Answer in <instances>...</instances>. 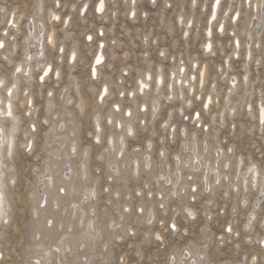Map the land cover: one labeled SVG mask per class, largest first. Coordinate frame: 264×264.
Listing matches in <instances>:
<instances>
[{
	"label": "rangeland",
	"instance_id": "obj_1",
	"mask_svg": "<svg viewBox=\"0 0 264 264\" xmlns=\"http://www.w3.org/2000/svg\"><path fill=\"white\" fill-rule=\"evenodd\" d=\"M38 1L40 3L43 2L45 5L44 9L40 10V12L36 9ZM87 1L90 7L85 16L80 17L75 11L69 13V8H65L63 12L72 16L70 24L66 27H62V24L56 25L57 42L59 43V41L64 40L66 47H71L72 44H75L78 52L81 54V58L80 62H73V64H68L66 60L61 61L63 71L61 79L57 81L52 77L47 80L44 88L37 89L35 105L37 111L32 117V119L39 117L37 121L39 130L35 134V151L33 153H27L19 148V143H23L24 131L26 130L25 120L27 118H22L19 121L18 131L16 132L18 141L14 149V154L7 158L8 164L12 167L6 171L8 172L6 174H13V178L8 181V187L6 188V196L9 204L8 218L11 219L12 223L8 226L0 225V251L4 252L5 264H24L25 261L34 260L37 258L36 254H42L43 249L41 248L43 246L49 247L50 245V237H44L42 232L36 233L35 231L36 216L33 206L34 196L41 187V179L48 173L46 169L48 164L61 159L70 164L71 170L78 169L81 162H85L86 168L92 170L97 167L96 156L103 151V146L100 148H90L88 150L89 155L87 157L83 156L89 139L86 134L95 122L91 118L97 113L100 114L101 122H105L108 105L107 103L102 106L94 105L91 98L92 94L89 91L90 89L102 85V82L107 80L112 89L125 88L131 90L137 73H145L150 67L153 71L157 66L162 69L170 68L173 64L171 59L173 55L177 58L184 59L186 62L190 58H194L195 61L199 62L198 66L200 67H202V64H207L209 66L210 78H216L218 76L217 69L221 61L226 59L232 49V45L229 44V36H231L233 31L238 34L237 38L241 39L242 45L237 54L227 57L230 60V64L226 66V68L228 67L227 72L236 75L238 84L234 92L229 95L232 104L236 105L238 100L243 101L245 95L251 94L254 89L258 92L259 85L264 82V65H257L254 59L248 58V61H246L247 50H251L254 56H259L264 51L255 48V44L257 42L259 43L262 37H264V24L262 26L263 28L261 27L259 31H256L251 24L253 17L259 13L258 10L254 12V9L245 8L238 25H234L226 20L221 12L220 19L224 20L228 25L227 31L224 35L214 32L215 55H210L202 51L201 45L205 42L204 33L207 18L211 14L212 0H198V7L196 8L191 7V0H179L182 7L180 9L174 7L170 12L162 11V6H153L151 0H137L135 17L130 15L132 7L126 3L128 2L127 0H106L107 10L103 14L94 12L95 3L98 0ZM67 2L69 3V7L72 2L81 6L82 0H67ZM232 2L238 4L239 0H228L229 4ZM50 3L51 0H2V6L6 9V14H0V30L7 27L5 20L12 18L13 15L18 21V36L21 41L24 40V36L30 27L29 25L32 23L31 18L33 17H35L36 22V32L39 30L38 25L41 23H45L46 30H52V26L45 22L47 7ZM112 12H115L116 15L113 16ZM178 14L184 17V23H180L178 19H174ZM189 19L195 21V27L188 28L187 21ZM216 26L218 27V25ZM62 29L69 37L67 40L64 39ZM100 29L104 31L103 37H99L98 35ZM186 29L190 32V36L187 38L183 36V30ZM248 31H252L251 34ZM89 33L94 35V41L91 43L85 40V36ZM245 36L252 38V44L244 40ZM145 37H147V41ZM101 40L105 44L103 54L106 60L100 68L99 80L91 81L89 80V68L87 67L89 59L85 58L84 54L88 53L89 56H92L98 50V44ZM161 50L168 53L167 60L159 57L158 53ZM49 59H51L50 55ZM122 68L128 69V76L126 78L121 77ZM245 74L249 77L247 84L242 80ZM225 84L231 87L230 83H227V79L221 80L220 87L223 90L222 95L226 94ZM77 85H79V89ZM47 89L52 90L54 93L52 108L50 110L46 109L47 101H49V98L45 94ZM63 93L64 95H62ZM61 97L79 98L80 102L85 106V114L80 116L79 110L74 111V106L66 105L64 99ZM152 97L151 94L147 97L148 105L151 104ZM110 99L123 100L124 98H119L114 93ZM160 103L162 107L158 108L155 118L152 117L150 108L147 106L145 110L146 115L136 114L140 119L148 121L147 127L143 128L137 125V134L132 137H126L127 139H125L126 148L124 149L123 156L126 159V163L131 156L132 150L138 149L143 152L147 150L151 159L150 167H143L144 160L141 159L139 162L141 165L139 177L132 176L131 180H129L128 177L131 176L129 175L125 179H118L115 184L109 180L106 182V186L112 187L111 194L102 193L97 200H86L84 206L91 205L96 214L94 216L91 214L90 216H93L99 225L101 232L100 238L98 236V240H94L91 249L88 247L89 245L79 247L80 249L74 248L70 255L65 256L61 254L60 257L53 255L51 256L53 257L51 260L64 258L66 261L75 262V264H93L94 261L115 260L120 254H125L129 264H138V262L149 259H160L162 261L171 252L175 254L177 264H180L185 259L182 258V255L186 256L183 247L187 241L179 233L169 237L171 244L168 252H165L164 249H159V255L152 243L146 239L141 241L142 234L154 227L158 228L159 218L165 215L169 219L175 217L180 231L183 232L184 227L187 226L191 234L197 239L199 238V229H207L205 234L209 237L212 249L210 252L207 249L202 251L207 254V259L210 261V264H243L244 261L250 260L252 255L264 257V250H261L257 243L260 233L258 223L253 221L249 228H245V224L250 218L248 214H252V210H254L253 212L255 214L252 216L264 217V196L261 197L259 186L253 188L249 185L245 188V184L244 186L242 185L243 181L240 179V176L235 177V166L237 165L238 159L241 160L240 171L244 170L251 163H259L264 159L262 157V154H264V136L261 135L258 120L252 121L250 117H241L238 114L237 120L243 118L247 121L243 131L237 130L234 132L228 124H225L224 128H220L219 124H217V131L219 133L218 142L213 141L209 146L210 150L207 152L203 150V144L201 143L200 157L203 162H208V160L210 162L206 166H213L214 169L219 166L220 172L222 174H229L232 182L237 186L236 189H229L225 182L218 188L215 186L213 175H209L210 179L208 178L207 180H209L208 187H210V191L204 192V187L207 186L204 183L206 167L204 165L200 168L196 165L192 167L188 162L184 164V160L186 161L190 156L189 152H187L188 150H184L182 143L184 140L190 141L193 121H181L179 112L177 111L175 119L172 122L176 123L180 128H185L186 134L181 135L177 132L175 139H169L162 145L161 141L165 130L160 125L167 119V112L180 109V102L161 101ZM93 108H96L95 113L93 112ZM219 110H223V104H221ZM191 111L192 109L189 108L185 114ZM216 111L217 109L214 108L212 113L205 115V119H211ZM136 115L133 118L134 123L136 122ZM66 117L71 118L73 121L70 125H72L73 131L76 134L77 146L71 151V155L69 154L65 158L66 140L64 141V138L58 135L64 129H57L54 132L50 130V125L53 124V119L55 121L59 119L63 120ZM45 118L49 120L47 126L39 123V121ZM71 120L67 121V123H70ZM253 125H255L254 131L249 132L248 129L252 128ZM113 131L118 132L119 130L105 128L106 134ZM168 131L170 132L171 130L169 129ZM148 143H152L151 148H148ZM162 146L164 150L170 153V158H160L158 156ZM227 146L234 147L235 154H229L225 151L224 156L221 158L222 161L230 163V169L226 170L223 169L221 161L216 159L214 148H226ZM189 147L192 149L194 145L192 143L190 145L189 143ZM56 148L60 151L55 152ZM177 152L181 154L183 159V162L179 165H176L174 161ZM190 152L193 153L191 150ZM107 153H105L106 158L104 161L106 166L109 163L112 165L116 160H119V158H113V156ZM164 167L168 170V176L172 180V184H175L177 188L185 187V184L180 182L181 178L192 176L193 181L201 188L200 193L197 194V199L190 202V197L184 193L175 197L170 196L169 192L175 189H172V186L167 181H161L157 185L156 177L159 175L162 176ZM108 168H105L106 174L108 173ZM178 169H182V171H178ZM173 172H176L175 176H173ZM60 176V167H58L57 170L52 172V177L56 182L55 178ZM79 176L80 174L78 176L70 175V177H74L73 180L75 183L73 186L76 192L74 191L73 197L76 201H79V198L83 197L82 191L85 186V181L83 182L82 179L79 180ZM93 179L94 177L89 175L87 181L88 186H91ZM12 181H15V183H12ZM146 182L153 189L158 188L161 195L168 197L165 201V211H161L158 208L157 201L161 199V195H156L154 198H147V202L143 199L135 198L132 195L133 188ZM212 183L214 185H211ZM222 191H230L231 194L229 196H223L221 194ZM69 198L71 199V197ZM69 198L68 202L70 201ZM209 199L213 201L211 206L208 204ZM124 203H131L133 205L144 203L145 208L150 204L154 214V218L152 219L153 223H147L148 218L146 216H148V213L146 211L143 219H139L136 213L133 212L129 217L121 221L119 219V205ZM184 206H194L193 210L198 211L195 224H191L185 219L184 214L181 212V208ZM220 209L224 210L222 214L220 213ZM114 211L115 215L113 214ZM206 211L208 215L212 216L210 221L206 218ZM112 221L120 224V227H106L108 222L112 223ZM229 221L232 223L234 233L239 232L240 235L239 237H226L224 244L217 245L214 239L220 235L223 227ZM126 224H133L136 228L137 234L135 238H129L130 234H125L124 226ZM70 232L68 235L72 236L77 233L76 230ZM249 233L251 234V239L247 235ZM34 234L42 235V239L39 241L34 239ZM117 234L124 238L114 240L113 237ZM89 242L91 243V241ZM39 244L43 246L40 247ZM137 252L140 254L137 255ZM82 258H86V260ZM191 259H196V256L193 255Z\"/></svg>",
	"mask_w": 264,
	"mask_h": 264
},
{
	"label": "snow or ice",
	"instance_id": "obj_2",
	"mask_svg": "<svg viewBox=\"0 0 264 264\" xmlns=\"http://www.w3.org/2000/svg\"><path fill=\"white\" fill-rule=\"evenodd\" d=\"M137 0H131L132 11L130 15L136 16ZM153 6H162V11L170 12L173 8L180 9L182 5L179 0H151ZM39 7L41 10L44 9L45 5L43 2L40 3ZM90 5L85 2L82 6L72 2L70 7L67 0H51V3L47 7L46 23L52 26V30L48 31L45 29V23L38 25L39 31L35 35V39L39 42L40 51L38 54H30L28 49L33 45L26 43L33 33H28L24 36V40L21 41L18 36V21L13 15L12 18L6 19L5 27L0 30V160L3 158V153L7 156L14 154V149L17 145L18 138L14 135L16 132V123L21 121L22 118L25 120L26 130L23 143H19V148L27 153H33L36 149L35 134L38 132L39 117L32 119L33 114L37 111L36 95L37 89L44 88L47 80L54 77L59 81L63 75L61 61H67L68 64L73 62H80L81 54L78 52L75 44L71 47H66L64 40L57 42V32L55 30L56 25L63 24L65 27L71 22L72 16L65 14L63 9L69 8V13L75 11L80 17L86 15ZM191 7H198V0H191ZM245 8L258 10L264 14V0H239V3H228V0H212L211 4V15L207 18L206 29L204 33L205 42L201 45V49L204 53L215 55V43L213 34L219 33L224 35L227 31L228 25L224 20L220 19V13L222 12L223 17L230 21L234 25L239 24V20L243 14ZM2 10V9H0ZM107 10L106 0H98L95 3L94 12L103 14ZM112 15H116L112 12ZM147 15V13H145ZM33 24V32H36L35 17L31 18ZM174 19H178L180 23H184V17L179 15ZM218 25V27L216 26ZM188 28L195 27V21L189 19L187 21ZM64 31L63 29L61 30ZM99 37L104 36L103 29L99 30ZM237 33L232 32L229 36V44L232 45V49L229 56L237 54L242 45L241 39L237 38ZM183 36L189 37L190 32L183 30ZM69 37L64 32V39L67 40ZM250 36H245L244 40L251 42ZM86 42H93L94 35L89 33L85 36ZM147 41V37H145ZM115 43V41H113ZM105 48L104 42L101 40L98 44V50H96L92 56L85 53V58L89 59L87 67L89 68V80L97 81L100 78V68L105 63L106 57L103 54ZM255 48L264 50V37H262L259 43L255 44ZM49 55L51 59H49ZM127 55V54H125ZM147 55V54H145ZM159 57L163 60L168 59V53L164 50L159 51ZM247 55L249 59H254L257 65H264V51L259 56H254L251 50H248ZM173 64L170 68L162 69L157 66L155 70L150 67L145 73H137V77L134 78L133 87L131 90L125 88L112 89L107 80L102 82V85L97 86L94 89H90L92 96V102L94 105L102 106L105 103L108 105V111L105 116V122L102 123L99 114L97 113L93 119L95 122L91 125L90 130L87 132V146L84 149L83 156L89 155L90 148H100L103 146V151L96 156L97 167L92 170L85 168L84 181L85 186L83 188V199L84 200H97L101 194H111L112 187L106 186V182L111 180L113 184L118 181V177L106 174L105 168L111 167V163L105 165V153L109 151L107 145L116 143L114 137L118 136V143L121 146L120 150L116 154H123V144L126 137H132L136 135V126L139 125L143 128L147 127L148 121L140 119L137 115L136 122H133V116L136 114H145L146 106L150 108V112L153 118L157 115V109L162 107L161 101L164 102H180V109L167 112V119L160 126L165 130V134L161 141L164 142L169 139H175L176 133L179 132L181 135L186 134L185 128H180L176 123L172 121L175 119V114L178 111L181 121H193V130L191 132L190 141L186 140L184 143H192L194 147L191 151L194 153L195 159L190 156L188 159L189 165H197L201 162L200 157V145L203 144V150L209 151L210 144L213 141L218 142L219 133L217 131V124L220 128H224L225 124L230 125L231 129L235 132L237 130L243 131L247 123L246 120L241 118L237 120V115L241 117H250L252 121L258 120L261 135L264 136V82L259 85L258 92L256 89L251 94H246L243 101H237L236 105H233L229 99V95L234 92L238 87L236 75H232L227 72L226 66L230 64L229 59H223L219 65L217 71L218 76L216 78H210L209 66L204 64L203 67L198 66L199 62L195 61L194 58H190L188 62L184 59L177 58L175 55L171 57ZM128 76V69H121V77L126 78ZM227 79V83L231 84L228 87L225 84L226 94L222 95V89L220 87V81ZM245 84L248 83L249 77L247 74L243 76ZM79 89V85H77ZM116 94L121 99L112 100L110 97ZM46 96L49 98L48 110L52 108V98L54 93L52 90H46ZM152 95L154 98L150 105L147 103V97ZM130 98V99H129ZM64 99L65 104L68 106H74L73 110H79V115L85 114V106L80 102L77 97ZM221 104H223V110H219ZM192 109L191 112L185 114L187 109ZM217 111L211 117V119H205V115L212 113L213 109ZM93 112H96V108H93ZM119 117V118H117ZM231 117V119H229ZM12 124L11 129L8 128L9 124ZM40 124L47 126L49 120L45 118L39 121ZM255 125L249 128V132L254 131ZM105 128L119 129V132L105 133ZM171 130L170 132L168 130ZM152 144L148 143V148H151ZM136 156L129 157L125 167L131 172V176L128 177L131 180L132 176L139 177L141 165L138 163L139 150H134ZM225 151L229 154H235L234 147L227 146L226 148L215 147V157L218 161H221L223 169H230V163L222 161L221 158L224 156ZM160 158H170V153L164 150L163 146L158 153ZM264 157V154H262ZM174 161L176 165L182 163V157L179 152L175 154ZM187 166V165H185ZM143 167H150L149 164L145 163ZM182 171V169H178ZM208 172L213 173L215 180V186L221 187L225 182L229 189H236L237 186L232 182L229 174H222L219 170V166L216 169L205 170V175ZM89 175L94 177L91 181V186L87 185ZM176 172H173V176ZM245 176L248 177L244 181L245 188L249 185L251 187L259 186L264 190V159L259 163H252L248 166ZM166 177L157 176V185L164 181ZM186 181V183H185ZM172 189L169 195L172 197L178 196L181 193L190 197V202L197 199V194L200 193L201 188L194 181L192 176L181 178L180 182L185 184L183 188H177L175 184H172V180L167 181ZM15 183V181H12ZM207 185V181L204 182ZM98 185V187H97ZM238 190V189H237ZM210 187L205 186L204 192H209ZM223 196H229L230 191H222ZM119 195V193H117ZM132 195L135 198L143 199L147 202V198H154L156 195H161L159 189H153L149 186V183H143L132 189ZM168 197L161 195V199L157 201L158 208L161 211L166 210L165 201ZM213 201L208 200L209 206ZM194 206L181 208V212L184 214L185 219L191 224H195L198 211L193 210ZM146 211L144 203L131 204L124 203L119 205V219L121 221L129 217L133 212L136 213L139 219L144 218ZM223 209H220V213H223ZM115 215V211L113 213ZM93 215H96L95 213ZM207 220H211L212 216L205 212ZM253 221H256L260 227L259 238L257 243L261 250H264V217H250L248 222L245 224V228H249ZM12 221L8 218L4 207V185L0 184V224L5 226L11 225ZM46 223L51 224L52 221L46 220ZM148 224H152L151 219L147 220ZM108 228H119L120 224L113 221L106 225ZM206 228L199 229V238L197 239L190 232V229L185 226L183 232L180 231L175 217L169 219L167 216L159 218V227L152 228L149 231H145L141 236V241L147 240L152 243L157 250L159 255V249H164L168 252L171 241L170 236L179 233L182 238L187 241L184 244L183 251L187 253L185 259L181 264H210L207 259V254L202 250L207 249L209 252L212 249V244L209 242V237L205 234ZM124 232L129 235V238H135L137 231L133 224H126L124 226ZM85 235L95 238L100 235L99 225L95 220H88L87 227L84 231ZM240 233L233 230L232 223L229 221L223 227V231L219 236H216L214 242L217 245L224 244L226 237H239ZM251 239V234H247ZM124 237L117 234L113 237L114 240H120ZM34 239L41 240L42 237L34 234ZM54 247L49 246L48 249L42 251V254H36V259L31 261H25L24 264H75L73 261H66L64 258L59 260H49L50 256H60L63 252L65 256H68L73 251V242L61 235L53 241ZM191 245V247H189ZM78 247H83L82 244H78ZM239 247V245H237ZM140 253L137 252V255ZM195 255L196 259H191ZM0 264H5V255L3 251H0ZM93 264H129L127 256L120 254L115 260L105 261H94ZM138 264H177L175 260V254L169 252L167 258L156 260H147L138 262ZM243 264H264V257H258L252 255L250 260L244 261Z\"/></svg>",
	"mask_w": 264,
	"mask_h": 264
},
{
	"label": "bare ground",
	"instance_id": "obj_3",
	"mask_svg": "<svg viewBox=\"0 0 264 264\" xmlns=\"http://www.w3.org/2000/svg\"><path fill=\"white\" fill-rule=\"evenodd\" d=\"M127 1L128 2H126V3L132 7L131 0H127ZM85 2L88 3L87 0H82L81 6ZM39 5H40V2L38 1L36 9H38V11L40 12L41 8L39 7ZM254 12H256V10H254ZM97 14H99V13H97ZM257 15H255L253 17V19H252L253 22H251V24H252V27H254L256 29V31H259L264 24V14L259 12ZM29 26L30 27L27 30V34L33 33V35L29 37V39L27 40V43L33 45V47H29L28 51L30 54H38L40 51V45H39V42L34 37L38 33L39 30L34 33L33 32V24L31 23ZM61 26L64 27L63 24ZM49 31H51V30H49ZM252 31H254V30H252ZM64 32L65 31H63V33ZM251 32H249V33L251 34ZM32 39H33V41H32ZM251 44H252V41H251ZM247 52H248V50L246 51V61H248V58H249L247 55ZM203 66H204V64H202V67ZM230 86H231V84H230ZM62 95H64V93ZM152 99H153V97H152ZM48 103H49V101H47V104H46L47 110H48ZM99 116H100V114H99ZM133 118H134V116H133ZM69 120H71V118H69V117H66L63 120L59 119L56 121L53 119L54 122L52 125H50V130H52L54 132H56L57 129H61V130L64 129L62 132L58 133V135H61L64 138V141L66 140V144H65V147H66L65 152L66 153H64L65 158L68 157L69 154L71 153V151L77 146V137H76L75 132L73 131L72 125H70L73 121L71 120L70 123H67V121H69ZM18 124H19V122L16 123V132L18 131ZM11 127H12V124L10 123L8 125V128L11 129ZM16 132L14 134L15 136H16ZM24 134H25V131H24ZM114 139L116 140V143L111 144V145H107V147L109 149L107 154L113 156V158H119V160H116L115 163L112 164L111 167L108 168L107 174L118 177L119 179H125L127 176L131 175V172L129 171V169L127 167H125L126 159L123 156V154H119V155L116 154L119 152L121 146L118 143V136L114 137ZM184 141L182 143L184 150H188L187 152H189V156H192L195 159L194 153L190 152L192 146L189 147V143H184ZM190 145H191V143H190ZM122 147H123V149L126 148V141L124 142ZM134 150H137V149H134ZM134 150H132L130 157L134 158L136 156V152ZM59 151L60 150H58L56 148L55 152H59ZM2 155H3V158H2V160H0V184L4 185V207H5V211L7 213V216H8V207H9L8 205L9 204H8V198L6 196V194H7L6 188L8 187V181L12 180L13 174H9V175L6 174V173H8L6 171L10 170L12 166H10L7 162V158H8L7 154L3 153ZM203 156H204V153H203ZM141 159L144 160V164L145 163H147L149 165L151 164L150 163L151 162L150 161L151 160L150 154L148 153L147 150L144 152L139 150L138 163L140 162ZM188 159L186 161L184 160V164L188 162ZM208 162H209V160H208ZM208 162H203V160H202V162H200L196 166L198 168H200L202 165H204L207 169H210V168L214 169L213 166L212 167L206 166V164H208ZM240 163H241V160L238 159L237 165L235 166L236 167L235 168L236 169L235 170V177L240 176V179H242V181H243L242 185L244 186V181L246 179H248V177L245 176V172L247 171V168L249 165L246 166L244 170L240 171ZM58 167H60L61 176L56 177L55 178L56 182H55L53 177H52V172L54 170H57ZM192 167H193V165H192ZM85 168H86L85 162H81V164L78 166V169L75 168L74 170L73 169L71 170L70 164L66 163L65 161H62L61 159L50 162L48 164V166L46 167L48 173L46 174V176L44 178L41 179V187L37 190V192L34 196L33 206H34V213L36 216L35 225H34L35 231H36V233L42 232L44 234V237H48V238L50 237V245L49 246L54 247L55 245H54L53 241L61 235L65 236L67 239H69L73 242V245H72L73 249L79 248L77 246L78 244H82L83 246L89 245L88 247L91 249L92 248L91 245L94 242V240L95 239H96V241L98 240V236L95 238H92V237L84 234V231L87 227V221L90 219L94 220V218H93L94 215L92 217L90 216L91 214H94V209L92 208L91 205L84 206V202H86V200H84L83 197L79 198L80 199L79 201H76L73 197L74 191L76 192V190H74V186H73V184L75 182L73 180L74 177H70V175L71 176H78V174H80L79 180L82 179L84 182L83 177H84ZM209 175L212 176L213 174L208 172V174L204 176L205 181H207V186H208V181H209L207 179L209 178ZM162 176L166 177L164 182L170 180V177L168 176V170L166 167H164V169H163ZM234 180H236V178H234ZM84 185H85V182H84ZM211 185H214V184L212 183ZM82 193H83V191H82ZM260 195H261V197L264 196V190H262L261 188H260ZM69 197H71V199ZM68 198L70 199L69 202H68ZM68 203H69V206H68ZM90 211H92V212H90ZM253 211L254 210H252V214H248V216L254 217V216H252L254 214ZM146 212L148 213V216H146V218L152 220L154 218V214H153V208L150 204H148V206H146ZM247 218H249V217H247ZM46 220H50V221H52V223L48 224V223H46ZM108 223H110V222H108ZM72 230H76L77 233L75 235L73 234V236L68 235V233ZM99 238H100V235H99ZM46 240H47V238H46ZM89 241H91V243ZM39 246L41 247L43 245L39 244ZM93 246H95V245L93 244ZM43 247L41 249H43V250L48 249V246L44 247V248ZM104 248H106V246H104ZM61 254H64V253L62 252ZM186 256H187V253H186ZM186 256L182 255V258H185ZM51 258L53 259V257H51V256L48 259L51 260ZM82 259L86 260V258H82Z\"/></svg>",
	"mask_w": 264,
	"mask_h": 264
},
{
	"label": "clouds",
	"instance_id": "obj_4",
	"mask_svg": "<svg viewBox=\"0 0 264 264\" xmlns=\"http://www.w3.org/2000/svg\"><path fill=\"white\" fill-rule=\"evenodd\" d=\"M0 14H6V9L2 6V0H0Z\"/></svg>",
	"mask_w": 264,
	"mask_h": 264
}]
</instances>
